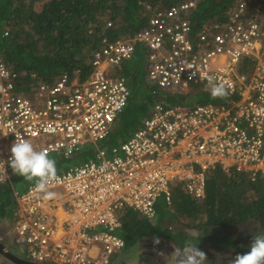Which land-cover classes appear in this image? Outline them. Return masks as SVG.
Masks as SVG:
<instances>
[{
    "label": "built area",
    "instance_id": "obj_1",
    "mask_svg": "<svg viewBox=\"0 0 264 264\" xmlns=\"http://www.w3.org/2000/svg\"><path fill=\"white\" fill-rule=\"evenodd\" d=\"M194 6L157 10L149 29L138 34L148 46L147 79L176 91L192 82L210 89L211 76L229 86L226 101L157 102L142 126L112 149L101 142L131 97L126 77L117 72L132 55V42L117 40L95 51L84 78L79 69L72 79L65 72L34 91L18 90V74L0 52V184L11 180L16 139L49 155L83 157L50 182L55 198L45 199L36 183L16 195V243L28 246L32 261L109 264L125 246L115 234L119 212L134 209L155 219L160 199L172 203V182L202 198L210 169L264 179V17L247 16L241 5L229 24L203 28L195 43L183 16ZM261 6L264 0L256 8ZM87 145L94 157L85 155Z\"/></svg>",
    "mask_w": 264,
    "mask_h": 264
},
{
    "label": "trees",
    "instance_id": "obj_2",
    "mask_svg": "<svg viewBox=\"0 0 264 264\" xmlns=\"http://www.w3.org/2000/svg\"><path fill=\"white\" fill-rule=\"evenodd\" d=\"M191 1H195V6L183 16L189 20L194 38L203 28L213 31L216 24H229L234 11L241 5L247 16L257 12L264 17V8H256L262 0H0V52L6 64L18 74V90L34 91L40 83H53L65 72L72 79L79 69L82 72L77 76L84 78L91 69L90 61L95 51L117 40L132 42L133 53L117 72L126 77L131 97L101 142L112 149L127 141L142 126L157 102L194 106L226 101L213 99L211 90L199 82H192L187 90L171 91L146 80L141 62L148 65L149 51L143 41L136 39L138 34L149 29L150 19L157 10ZM198 42L197 37L195 43ZM144 79L148 87L140 84ZM85 155L94 157L90 150L85 151ZM73 159L60 157L55 160L57 172L69 169L63 161ZM11 181L5 183L6 186L0 184V217L4 221L12 196L16 202ZM171 191L172 203L160 199L153 220L134 209L119 212L121 226L115 234L124 239V247L141 246L143 241L183 247L185 241H189L187 232L195 231L196 236L204 234L205 241L208 238L215 252L225 250L243 254L245 250L241 248L245 245L240 248L234 236L218 235L216 230L249 222L264 226V179L261 177L252 180L244 172L237 173L233 169L225 173L215 168L206 171L204 197L186 193L180 184L173 186ZM173 225L180 229L175 230ZM4 259L11 263L8 258ZM169 263L177 264V261L171 259Z\"/></svg>",
    "mask_w": 264,
    "mask_h": 264
},
{
    "label": "rangeland",
    "instance_id": "obj_3",
    "mask_svg": "<svg viewBox=\"0 0 264 264\" xmlns=\"http://www.w3.org/2000/svg\"><path fill=\"white\" fill-rule=\"evenodd\" d=\"M141 65L143 66V71H146V80L147 79V66L145 62L142 61ZM140 84L143 86H147L145 79L140 81ZM40 85V84H39ZM38 85V86H39ZM148 87V86H147ZM91 146L87 145L84 146V151L90 149ZM50 158L54 160H59L60 157L56 154L49 155ZM81 158L76 159L74 158L72 161H63V165L65 167L71 166L74 163H80ZM80 161V162H79ZM11 185L12 189L14 190L15 196L22 193L33 181L25 180L23 176L14 174L13 171L11 172ZM177 182H172V186L177 185ZM3 186H6L4 184ZM10 207H9V214L7 213L6 220L4 221L3 218L0 217V236L3 241L7 244V248H10L17 256L29 258L28 253V246L24 244L16 243V234L13 230L14 227V219L16 217L17 211V204L12 196L10 199ZM249 226V227H247ZM175 230L180 229L178 225H173ZM239 229V230H238ZM226 233L234 236V238H238L237 242L240 243V247L243 245L246 246V250H250L251 243L253 242L254 237L259 235H264V226L261 225L259 222H249V224H239L233 227H229V229H223ZM238 230V231H237ZM216 233L219 235L223 233L220 230H216ZM190 237L194 239L193 243L197 244L201 250H203L207 254V261L208 264H231V260L235 258L237 255L236 253H228L225 250H221L215 252L209 245L208 238L205 241L204 234H200L196 236L195 231L187 232ZM204 237V239L202 238ZM174 248L169 243L159 244L155 243H148L147 241H143L141 246H128L124 247L119 252L110 255L111 263L109 264H170V259H175L174 256L171 255ZM1 255V254H0ZM140 256V258H139ZM159 257V260L157 258ZM156 260L158 262H156ZM176 260V259H175ZM0 264H12L8 261H5L4 257L0 256ZM51 264V263H48ZM174 264V263H171Z\"/></svg>",
    "mask_w": 264,
    "mask_h": 264
},
{
    "label": "clouds",
    "instance_id": "obj_4",
    "mask_svg": "<svg viewBox=\"0 0 264 264\" xmlns=\"http://www.w3.org/2000/svg\"><path fill=\"white\" fill-rule=\"evenodd\" d=\"M207 79L213 99L227 98L229 86L226 82L216 81L211 76ZM8 163L14 174L23 176L28 181L35 180L36 189L44 194L45 199L56 197L57 194L49 190L50 182L57 177L56 161L50 158L46 151H37L27 140L16 139L11 147V157ZM171 255L175 257L177 264H206L207 261V254L191 241H185L183 247L174 248ZM231 264H264V235L254 237L250 251L237 254L231 260Z\"/></svg>",
    "mask_w": 264,
    "mask_h": 264
},
{
    "label": "water",
    "instance_id": "obj_5",
    "mask_svg": "<svg viewBox=\"0 0 264 264\" xmlns=\"http://www.w3.org/2000/svg\"><path fill=\"white\" fill-rule=\"evenodd\" d=\"M0 254L8 258L15 264H47V263L33 262L29 258L17 256L11 249L7 248V244L5 242H2L1 240H0Z\"/></svg>",
    "mask_w": 264,
    "mask_h": 264
},
{
    "label": "flooded vegetation",
    "instance_id": "obj_6",
    "mask_svg": "<svg viewBox=\"0 0 264 264\" xmlns=\"http://www.w3.org/2000/svg\"><path fill=\"white\" fill-rule=\"evenodd\" d=\"M220 231H222L223 233H221L220 235H222V234H228V233H226V231L225 230H223V229H220ZM237 240H239L238 238H236ZM0 240L2 241V242H5V241H3L2 239H1V236H0ZM189 241H191V242H194V239L192 238V237H190V235H189V239H188ZM240 241V240H239ZM241 248V247H240ZM6 249V248H5ZM10 249V248H9ZM241 249H244L245 251L243 252V253H247V252H249L250 250H246V247L245 248H241ZM7 250V249H6ZM237 254V253H236ZM1 256V255H0ZM3 256V255H2ZM140 258V257H139ZM171 259H173V258H171ZM171 259H170V261H171ZM157 260H159V257L157 258ZM156 260V262H158ZM11 263L12 264H15L14 262H12L11 261ZM169 263V262H168ZM171 264V263H170Z\"/></svg>",
    "mask_w": 264,
    "mask_h": 264
}]
</instances>
